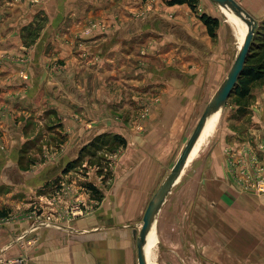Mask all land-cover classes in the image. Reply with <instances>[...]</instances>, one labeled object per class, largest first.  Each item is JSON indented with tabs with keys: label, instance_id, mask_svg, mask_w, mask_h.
<instances>
[{
	"label": "crops",
	"instance_id": "obj_1",
	"mask_svg": "<svg viewBox=\"0 0 264 264\" xmlns=\"http://www.w3.org/2000/svg\"><path fill=\"white\" fill-rule=\"evenodd\" d=\"M235 1L257 22L264 18V0ZM198 5L217 17L204 0ZM34 11L48 19L33 46L21 45L19 34L0 39V174H7L0 185L10 182L6 191L17 197L10 199L14 205L22 195L27 205L40 202L44 220L36 229V222L16 223L11 235L24 231L30 241L25 264H137L132 229L139 228L163 173L228 73L232 54L224 48L231 33L220 21L211 45L201 14L162 0H45ZM228 22L239 47L238 28ZM91 23L98 25L83 34ZM252 96L251 120L264 132V87H255ZM117 109L123 116L115 115ZM221 112L182 174L196 173L207 194L212 179L226 184L227 153L240 155L236 132L228 126L223 129L230 136L218 131ZM44 123V137L52 130L64 141L55 160L46 150L42 163L23 169L17 157ZM103 133L122 136L126 145L110 158L109 181L93 184L102 198L65 180L49 201L47 185ZM211 135L209 149L198 157ZM153 235L156 241L154 228Z\"/></svg>",
	"mask_w": 264,
	"mask_h": 264
},
{
	"label": "rangeland",
	"instance_id": "obj_2",
	"mask_svg": "<svg viewBox=\"0 0 264 264\" xmlns=\"http://www.w3.org/2000/svg\"><path fill=\"white\" fill-rule=\"evenodd\" d=\"M204 1L207 3V7H211V14L216 15L221 23L224 22L229 29L232 37H228L229 45H226L224 50L228 53L231 52V60L234 61L238 52V39L233 36V27L228 22V14L209 0ZM44 2L45 0H0V39L19 34L21 45H24L26 49L33 46L41 36L48 19L40 12L34 11V6ZM202 10L198 5L193 13L197 16L203 12ZM28 20L29 22H27ZM240 24L243 25L239 19ZM91 25L82 28L81 32L89 34L92 29L90 31L87 29ZM243 30V27L237 29L239 36ZM214 39L211 38V45H214ZM197 61L199 62L198 59ZM23 78L28 77L25 75ZM234 101L233 96L226 101L225 108L221 112L223 113L220 116L221 119L217 122L218 131L228 126L229 129L236 132L238 139L236 138L235 142L240 147L238 157L235 153L232 154V151L227 153V157H224L226 160V184L219 186L212 179L213 181L210 183L212 185L208 188L207 194L201 189L196 173H192V178L190 171L187 176H181L182 178L168 194L157 215L155 226L152 227L156 241L153 239L154 242L149 244L147 240L145 244L148 264H264V190L256 189L254 180L251 182L250 179L253 171L251 169L248 171L247 167L242 164L249 162V153L257 154L256 144L264 140V132H261L259 123H252V109L250 108L252 103L250 102L247 115L237 119L234 112ZM121 110L117 109L114 112L115 115L123 116ZM38 128L41 131L31 133L32 140L24 144L26 148L22 147V151L17 157V162L23 169H29L31 165L42 163L46 156V150L51 153L49 161L55 160L53 153H57L60 142L64 141L60 134L52 130L48 132L45 129L48 134H46L47 138L44 137L42 130L46 128L45 123L39 124ZM231 130L224 131L230 136ZM213 139L214 137L211 135L205 140L203 148L198 151V157L202 155L204 149H209V147H204L209 146ZM185 143L186 141H184ZM262 144L264 145V142ZM80 155L82 156L80 162L74 160L68 162L74 167L66 175L63 172L52 179V182L47 185L48 187L46 186L48 190L46 189L45 193L48 194L49 201H55L56 192L60 190L61 184L65 180L69 183L79 181V185L84 190H86L85 183L93 185L109 181L112 175L110 158L113 156V152L105 149L97 151L96 156L90 162L87 152ZM198 161L200 160L196 159V163ZM172 165L163 173L156 189L167 176ZM51 172L54 173L55 169H52ZM6 176L5 173L0 174V179H4ZM9 186L10 182L7 181L0 185V213H4L3 216H0V264H25L24 249L25 245H30V241L27 240L24 231L19 234L15 232L14 234L17 235H11L13 226L26 221L32 226V223L36 222L38 225H33V229H36L44 220V216L39 217L40 202H32L27 205L23 195L20 196V200H23L18 202L20 204L14 205L10 202V199L16 200L17 197L9 198L7 196L6 189ZM31 213L37 214V217L31 220Z\"/></svg>",
	"mask_w": 264,
	"mask_h": 264
},
{
	"label": "water",
	"instance_id": "obj_3",
	"mask_svg": "<svg viewBox=\"0 0 264 264\" xmlns=\"http://www.w3.org/2000/svg\"><path fill=\"white\" fill-rule=\"evenodd\" d=\"M220 8H225L234 13L247 27L242 44L238 47L236 57L223 81L219 84L207 104L205 105L189 138L172 165L169 173L151 196L144 210L139 228L132 229L133 242L136 247L137 264H148L145 254L147 234L155 226L157 215L172 188L179 182L189 156L199 139L208 118L220 113L228 100L235 83L243 69L249 48L253 39L257 21L242 8L235 0H209Z\"/></svg>",
	"mask_w": 264,
	"mask_h": 264
},
{
	"label": "trees",
	"instance_id": "obj_4",
	"mask_svg": "<svg viewBox=\"0 0 264 264\" xmlns=\"http://www.w3.org/2000/svg\"><path fill=\"white\" fill-rule=\"evenodd\" d=\"M146 1V0H143ZM166 5H187L192 12L196 11V8L200 0H162ZM200 21L206 28V32L210 38H215L217 29L220 25V19L209 15L206 12L201 13L199 16ZM257 86H264V18L257 22L253 39L247 54L243 69L235 83L233 91L230 97L233 96L234 112L237 119L247 115L252 102V91ZM228 98V100H229ZM62 138V137H61ZM61 143V142H60ZM89 145V146H88ZM85 146L81 153H88L89 162L96 156L97 151L102 149L115 152L117 149L126 145V140L118 134L103 133L94 137L90 143ZM80 153V154H81ZM81 155L74 161H81ZM74 165L67 163L63 172L68 173ZM85 188L91 193V196L100 200L102 198L101 192L91 183H85ZM4 213H0L3 216Z\"/></svg>",
	"mask_w": 264,
	"mask_h": 264
},
{
	"label": "built area",
	"instance_id": "obj_5",
	"mask_svg": "<svg viewBox=\"0 0 264 264\" xmlns=\"http://www.w3.org/2000/svg\"><path fill=\"white\" fill-rule=\"evenodd\" d=\"M95 26V24H92L87 30L90 31L92 27ZM259 149H262V151L257 152V154L249 153V162H243L242 164L247 167L248 171L251 169L253 171L251 176V182L254 180V184L256 186V189L259 191L264 190V160L259 159L260 155L264 153V147L260 145L258 147ZM246 156V154H245ZM233 168V167H232ZM71 209H74V211H79L78 203H73L71 206ZM37 217V214H30V218Z\"/></svg>",
	"mask_w": 264,
	"mask_h": 264
},
{
	"label": "bare ground",
	"instance_id": "obj_6",
	"mask_svg": "<svg viewBox=\"0 0 264 264\" xmlns=\"http://www.w3.org/2000/svg\"><path fill=\"white\" fill-rule=\"evenodd\" d=\"M224 11L228 14V18H229V20H230L232 23H234V24L237 26V28H239V18H238L234 13H232L231 11H229L228 9H225V8H224ZM241 22L243 23L242 27H243L244 30L242 31V34H241V37H240V45H241V43H242V41H243L242 39H244V35H245V33H246V29H247L245 23H244L243 21H241ZM239 29H241V28H239ZM211 116H212V115H211ZM211 116L208 118V120H207V122H206V124H205V126H204L203 132H202L201 135H200V139L197 140L198 142H197L196 146L194 147L192 153L190 154L189 160L192 159V158L194 157V155L196 154L197 149H198V147H199V144H200V142L203 140V138H204L206 135H208V134L213 130V127H214V124H215V122H216V120H217L218 114L216 113V114H214L212 117H211ZM152 233H153V229L151 228V230H150V231L148 232V234H147L146 243H147V240H148V243H149V244L152 243V241H153V239H154ZM153 242H154V241H153ZM146 243H145V244H146ZM144 249H145V247H144ZM145 254H146V251H145ZM146 259H147V258H146ZM147 263H148V262H147Z\"/></svg>",
	"mask_w": 264,
	"mask_h": 264
}]
</instances>
